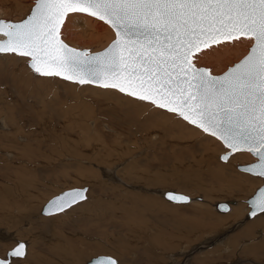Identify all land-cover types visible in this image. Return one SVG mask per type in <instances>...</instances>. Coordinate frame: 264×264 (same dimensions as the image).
I'll return each instance as SVG.
<instances>
[{"label":"rangeland","instance_id":"obj_1","mask_svg":"<svg viewBox=\"0 0 264 264\" xmlns=\"http://www.w3.org/2000/svg\"><path fill=\"white\" fill-rule=\"evenodd\" d=\"M32 1L0 0V6L8 10L20 7L25 12L33 5ZM21 11L5 18L18 20L25 16ZM107 28L115 36L112 29ZM106 38L111 41L114 37ZM106 38L82 48L101 50L110 42ZM26 72L32 78L20 77ZM95 87L59 77H40L27 66L26 58L0 55V258H5L6 251L21 240L26 244V255L11 258L9 264H69L73 258L71 253H68L69 261H65L53 255L55 252L47 249L45 243L52 242L55 250L63 251L60 237L72 240L80 235L84 239L75 241V248L83 254L76 264H86L96 255H110L118 264H264V229L261 225L250 226L257 215L246 219L245 213L244 217L234 219L231 208L236 204L228 212H219L214 206L230 199L238 200L241 212L245 208L249 210L246 198L264 179L258 177L263 180L252 192L230 187V184L242 175L253 176L238 170L237 161L242 159L236 154H249L252 160L248 163L255 157L247 151H238L222 161L220 154L229 149L215 137L166 110L132 100L117 90L107 89L108 94L116 97L105 98L104 94L91 89ZM161 113L172 118L161 117ZM172 123L199 130L201 136L189 141L196 144V149L186 150L185 139L163 130ZM200 138L204 144L198 143ZM205 143L217 147L219 155L206 160L199 147ZM79 144L85 150H81ZM84 176H93L96 184L92 187L72 181ZM16 182L24 186L16 188ZM84 186L87 187L86 200L50 216L40 213L53 195ZM164 189L178 191L192 199L199 196L201 200L197 203L200 204L169 202L160 195ZM35 191L40 194L38 200L21 199L17 204L12 201L31 192L38 195ZM225 191L233 195L224 198ZM136 199L139 201L136 210L141 218L114 211L134 207ZM145 203L158 210L145 209ZM82 218L92 221H80ZM87 237L90 243L86 242ZM165 242L172 246L169 250L164 248Z\"/></svg>","mask_w":264,"mask_h":264},{"label":"snow or ice","instance_id":"obj_2","mask_svg":"<svg viewBox=\"0 0 264 264\" xmlns=\"http://www.w3.org/2000/svg\"><path fill=\"white\" fill-rule=\"evenodd\" d=\"M78 15L112 29L114 39L103 51L80 50L62 39L66 21ZM242 41L250 44L247 54L222 74L198 66L206 51ZM8 54L26 58L40 77L114 89L166 110L220 140L229 154L257 157L243 170L264 177V0H33L21 21L0 19V55ZM86 191L63 193L44 214L86 200ZM167 199L189 200L173 193ZM249 203V215L264 213V188ZM25 249L18 242L7 255L25 257ZM98 264L118 261L101 258Z\"/></svg>","mask_w":264,"mask_h":264},{"label":"bare ground","instance_id":"obj_3","mask_svg":"<svg viewBox=\"0 0 264 264\" xmlns=\"http://www.w3.org/2000/svg\"><path fill=\"white\" fill-rule=\"evenodd\" d=\"M5 1V0H4ZM8 1V0H7ZM15 1V0H14ZM31 1V0H30ZM5 3V2H4ZM28 3V2H27ZM32 3H33V1H32ZM6 4V3H5ZM2 5H3V3H2ZM27 5V4H26ZM4 6V5H3ZM3 6H0V18H5V16H8V15H11L12 13H20V11H21V9L22 8H20V7H14V8H12V9H10V10H8L6 7H3ZM22 6H24V5H22ZM30 6V5H29ZM31 7V6H30ZM24 8V7H23ZM27 8V7H26ZM25 9V8H24ZM29 10H30V8H28ZM26 11L24 12V11H21V12H23L22 14L23 15H26V13H28L29 12V10H27V9H25ZM16 17V16H15ZM6 19V18H5ZM16 19V18H15ZM14 20V19H13ZM77 26V27H76ZM81 26V27H80ZM62 32H63V36H65L66 37V39H64L66 42H68V43H70L71 44V46H74V47H77V48H82L83 46H85L86 44L88 45H90V43H92V45H93V43H96V42H100V41H102L104 38H106V37H109V35H111V37L113 38L114 37V35H112V33L109 31V29L107 28V26L106 25H104V24H102L101 23V21H97L96 19H94V18H91V17H88V16H85V15H78V16H73L71 19H69V20H67L66 21V24H65V27L62 29ZM109 34V35H108ZM63 39V38H62ZM105 40H109L108 38H106ZM104 40V41H105ZM110 41V40H109ZM69 44V45H70ZM108 44V43H107ZM88 45V46H89ZM94 45H96V44H94ZM98 45V44H97ZM88 46H85V47H88ZM249 46H250V44H249V42L248 41H242V42H238V43H236L235 45H228V46H222V47H220V48H214L213 50H210V51H206L205 52V54L204 55H202L201 57H200V59H199V61H198V66H203V67H207V68H209L211 71H212V73L213 74H216V73H219V71H222V69H224L225 70V68L227 67V69L229 68V67H231V66H233L235 63L234 62H238L244 55H246L247 54V51H248V49H249ZM92 47V46H91ZM90 48V47H89ZM88 48V49H89ZM91 49V48H90ZM234 63V64H233ZM219 66H223L222 68H220V69H218V67ZM229 66V67H228ZM19 68H22V67H19ZM226 69V70H227ZM224 72V71H223ZM34 76V75H33ZM20 77H22L23 79L24 78H32V75L31 74H27V72H26V74H21V76ZM90 85H92V84H90ZM94 86H96V85H94ZM96 87H98V86H96ZM95 87V88H96ZM95 88H91V89H94V92L95 93H97V92H99V93H102V94H104L106 97L105 98H109V97H116V95H112V94H108V91H107V89H105V90H98V89H95ZM103 96V95H102ZM104 97V96H103ZM126 97V96H125ZM120 98V97H119ZM128 98H130V97H128ZM123 100V99H122ZM124 100H125V98H124ZM133 100V99H132ZM134 102V101H133ZM132 103V102H131ZM138 103V102H137ZM138 104H140V103H138ZM118 105V104H117ZM140 105H142V104H140ZM144 105V104H143ZM161 117H165L166 119L168 118V119H170V118H172V116H169V115H167V114H164V113H161ZM84 118V117H83ZM156 120H158L159 121V119H156ZM161 121H163V122H165L164 120H162V118H161ZM156 122V121H155ZM156 124V123H155ZM176 123H172L171 125H166V127H165V129H163L166 133H171L172 134V132H173V134L175 133L176 135H177V138H181V139H185L186 140V142H185V144H184V147L186 148V150L187 149H192V148H195L196 147V144H194V143H189V141L190 140H192V139H194L195 137H197V136H201V133L200 132H198V131H196L195 129H193L192 127L190 128V127H186L185 125H183L182 123H179L180 125H175ZM155 126V125H154ZM191 126V125H190ZM158 127V126H157ZM148 128H150V127H148ZM158 128H160V127H158ZM167 128L169 129V131H167ZM162 130V131H163ZM153 131V130H152ZM201 131V130H200ZM155 134V133H154ZM174 134V135H175ZM203 138H205V137H203ZM203 138H200L199 140H198V143H203ZM205 139H207V138H205ZM82 140H83V138H82ZM179 141V140H178ZM177 141V142H178ZM181 141V140H180ZM73 142H75V141H73ZM183 142V141H182ZM206 142H208V141H206ZM84 143V142H83ZM86 143V142H85ZM195 143H197V141L195 142ZM210 143H211V141H210ZM64 144H66V142L64 143ZM87 144V143H86ZM85 144V145H86ZM181 145H183L182 143H180ZM204 144V143H203ZM206 144V143H205ZM223 144V143H222ZM81 144H79V146H80ZM84 145V144H83ZM112 145V144H111ZM128 145V144H127ZM180 145V146H181ZM190 145H194L193 147H190ZM201 145V146H200ZM199 145V147L200 148H202V153L205 155V159L206 160H211V159H213L215 156H216V154H218V148L216 147L215 148V146H211L212 144H206V145H204V146H202V144H200ZM224 145V144H223ZM64 146V145H63ZM106 146V145H105ZM108 146V145H107ZM65 147V146H64ZM81 147H82V145H81ZM118 147V146H117ZM87 148V147H86ZM120 148V147H119ZM125 148V147H124ZM199 148V149H200ZM62 149V148H61ZM70 149H71V146H70ZM82 149H84V146L81 148V150ZM89 149V148H88ZM181 149V148H180ZM196 149V148H195ZM198 149V148H197ZM85 150V149H84ZM183 150V149H182ZM182 150H180V152L181 153H183L182 152ZM62 151H63V149H62ZM73 151H76V150H73ZM90 152H91V150H89ZM129 151V150H128ZM67 152V151H66ZM80 152V151H79ZM86 152V151H85ZM110 152V151H109ZM74 153V152H73ZM125 153H127V152H125ZM82 154V153H81ZM85 154V153H84ZM84 154H82V155H84ZM89 154V156H92V155H90V153H88ZM69 155V154H68ZM80 155V154H79ZM82 155H80V156H82ZM101 155V154H100ZM102 155H104V154H102ZM219 155V154H218ZM217 155V156H218ZM236 155H241V156H237V157H239V158H241L242 159V161H237V165L238 164H244V163H246V164H248V162L249 161H251L252 160V158L249 156V154H247V153H243V152H239L238 154H236ZM88 157V156H87ZM95 157V156H94ZM97 157L98 158H100L99 157V154L97 155ZM255 157V156H254ZM90 158H92V157H90ZM89 158V159H90ZM202 158V157H201ZM102 159H103V157H102ZM101 159V160H102ZM196 159V158H195ZM200 159V158H199ZM95 160V159H94ZM231 160V159H230ZM256 160V157L253 159V161H255ZM252 161V162H253ZM98 162V161H97ZM105 162V161H104ZM103 161H102V163H104ZM107 162V161H106ZM198 162V161H197ZM111 163V162H110ZM251 163V162H250ZM105 164V163H104ZM185 164V163H184ZM189 164V163H188ZM198 164V163H197ZM106 165V164H105ZM191 164H189V166H190ZM182 168V167H181ZM184 169V168H183ZM100 170V169H99ZM239 170V169H238ZM141 171V170H140ZM241 171V170H240ZM105 172V171H104ZM109 172V171H108ZM139 172V171H138ZM243 172H245V171H243ZM106 173V172H105ZM143 174V173H142ZM253 175V176H246V175H242L241 176V178H238L237 180H231V182L232 181H234L233 183H231L230 184V187H232V186H234V188L235 187H239L240 189H244V190H246V191H248V192H252V190L254 189V188H256L255 186L256 185H258L260 182H262L261 180H263V179H259V178H262V177H259V176H256V175H254V174H251V173H248V175ZM105 175V174H104ZM184 175V174H183ZM83 176V175H82ZM107 176V175H106ZM154 176V175H153ZM182 176V175H181ZM93 177V176H92ZM91 176H84V177H79L78 179H72V181L74 182V184H83V183H85V184H90L92 187H93V185L94 184H96L95 183V180L92 178ZM184 177V176H183ZM259 177V178H258ZM109 179V178H108ZM113 179V178H112ZM111 178H110V180H112ZM165 179V178H164ZM191 180V179H190ZM166 181V180H165ZM174 181V180H173ZM167 182V181H166ZM160 183V182H159ZM163 183H165V182H163ZM15 185V187L16 188H19V189H21L22 187L21 186H24L23 184H22V182H16V183H14ZM166 184V183H165ZM180 184V183H179ZM262 184H263V182H262ZM262 184H260V185H262ZM34 185V184H33ZM157 185V184H156ZM195 185H197V184H195ZM189 186V185H188ZM26 187V186H25ZM27 187H29V186H27ZM35 186H33V188H34ZM84 187H86V186H84ZM101 187V186H100ZM180 187V186H179ZM189 187H191V186H189ZM193 187V186H192ZM212 187H214V186H212ZM259 187V186H258ZM198 188V187H197ZM224 188V187H223ZM31 189V188H30ZM189 189V188H188ZM230 189V188H229ZM165 190V189H164ZM163 190V191H164ZM195 190H196V188H195ZM198 190V189H197ZM199 190H200V188H199ZM227 190V189H226ZM32 191V190H31ZM64 191V190H63ZM157 191V190H156ZM162 191V192H163ZM223 191V190H222ZM232 191V190H231ZM231 191H228L227 192V194H225L226 193V191L225 192H223V195L222 196H224V198L225 197H227V196H230V195H233V192H231ZM4 192V191H3ZM36 192V191H35ZM62 192V191H61ZM162 192L160 193V195L162 194ZM178 192V191H177ZM37 194H38V192H36ZM178 193H180V192H178ZM215 193H216V191H215ZM219 193V192H218ZM213 194V193H212ZM220 194V193H219ZM17 196V195H16ZM162 196V195H161ZM209 196V195H208ZM40 197V194H38V195H36V194H34L33 192H31V194L30 195H28V196H24V197H22V198H13L12 199V201L15 203V204H17L18 202H21L22 200L21 199H26L27 201L29 200V201H35V200H38V198ZM247 197V196H246ZM245 197V198H246ZM164 198V197H163ZM220 198H222V197H220ZM165 199V198H164ZM247 199V198H246ZM148 200V199H147ZM167 200V199H166ZM200 200H201V198H200ZM200 200H195L194 198L192 199L191 198V200L190 201H188L187 203H195L196 205L197 204H200V203H197V202H200ZM237 200V199H236ZM168 201V200H167ZM229 201H230V199H229ZM229 201H227L228 203H229ZM111 202V201H110ZM150 202V201H149ZM151 202H152V200H151ZM170 202V201H169ZM223 202H226V201H223ZM109 203V202H108ZM114 203V202H113ZM160 203V202H159ZM163 203V202H162ZM187 203H185V204H187ZM98 204V203H97ZM133 204H135L134 205V207H127L126 209H120V210H114V211H118L117 213H122V212H125L126 213V215H128L129 214V216L130 215H133L134 217V219H135V216L137 215V217H140V216H138V215H140V214H138L137 213V205H139V201L136 199V200H134V202H133ZM176 204H183V203H176ZM234 204H236V206H234V207H232L231 208V212H232V216L234 217V219H235V217L236 218H239L240 219V217H242L246 212H247V210H248V208H245V210L244 211H240V207H242V206H240V203H238V200H237V202L236 203H233V204H231L230 205V207L232 206V205H234ZM238 204V205H237ZM113 205V204H112ZM111 205V206H112ZM160 205H162L161 203H160ZM242 205V204H241ZM110 206V207H111ZM145 209H149V210H156V209H154V207H153V205H151L150 203H145ZM157 206H159V204L157 205ZM214 206H216V204H214ZM113 207V206H112ZM246 207H248V206H246ZM115 208H116V205H115ZM168 208V207H167ZM173 208V207H172ZM202 208V207H201ZM216 208V207H215ZM42 209V208H41ZM117 209H119V207L117 208ZM159 209H162V207H159ZM198 209V208H197ZM158 210V209H157ZM217 210V209H216ZM229 210H230V208H229ZM228 210V211H229ZM92 211V210H91ZM111 211H113V208H112V210ZM202 211V210H201ZM227 211V212H228ZM130 212H131V214H130ZM160 212V211H159ZM203 212V211H202ZM201 212V213H202ZM41 213V212H40ZM225 214V213H224ZM204 215V214H203ZM42 216H50V215H43L42 214ZM245 216V215H244ZM243 216V217H244ZM86 218V217H85ZM85 218H82L80 221H87V222H91L92 220L90 219V218H87V219H85ZM141 218V217H140ZM140 218H137L138 219V221L140 220ZM232 218H230V220H231ZM229 220V219H228ZM242 220V219H241ZM200 221V220H199ZM234 221V220H233ZM235 221H237V220H235ZM239 221V220H238ZM84 222H82V224L84 223ZM183 222H184V220H183ZM192 222V221H191ZM196 222V221H195ZM214 222H216V221H214ZM244 222V221H243ZM186 223V222H185ZM205 223V222H204ZM213 223V222H212ZM235 223V222H234ZM231 224H233V222L231 223ZM250 224V223H249ZM134 225H135V223H134ZM186 225V224H185ZM185 225H183L184 227H185ZM229 225V224H228ZM261 225V227L264 229V213H258L257 214V217L255 218V220L254 221H252V223L250 224V226L251 227H258V226H260ZM181 226V225H180ZM248 226V225H247ZM189 227V226H188ZM195 227V226H194ZM208 227V226H207ZM187 228V227H186ZM197 228V227H196ZM192 229H193V227H192ZM198 229V228H197ZM242 229H244V228H242ZM246 230V229H245ZM248 230H250V229H248ZM244 231V230H243ZM247 231V230H246ZM198 232V231H197ZM168 233V232H167ZM177 233V232H176ZM176 233H174L175 235H176ZM180 233V232H179ZM183 233V232H182ZM242 233V232H241ZM249 233V232H248ZM248 233H246V234H248ZM8 234V233H7ZM80 234V233H79ZM185 234V233H184ZM178 235V234H177ZM243 235V234H242ZM168 236H171V234H169ZM174 235H172V238H174L173 237ZM241 236V235H240ZM247 236V235H246ZM1 237V236H0ZM175 237H177V239H179V237L178 236H175ZM62 238H63V240H62ZM165 238H167V237H165ZM164 238V239H165ZM82 239H84V238H81L80 237V235H79V237H72V240H69V239H67V238H65V237H60V240H62L61 242L62 243H60L61 244V247L62 248H65L63 251H59L58 249L57 250H55L54 249V245L52 244V242L50 243L49 241L48 242H46L45 243V247L48 249V248H50V249H52V251H54L55 253L53 254V255H55L56 257H60V258H62V259H64L65 261H69V259H68V253H71L72 255H73V258H72V260L69 262V264H76V261L78 260V259H80L81 257H82V252L80 251L79 252V250L78 249H76L75 248V241H77V240H82ZM160 239V238H159ZM174 239H176V238H174ZM86 242L87 243H90V240H89V237H87L86 239ZM167 240V239H166ZM165 241V240H164ZM163 241V242H164ZM200 242V241H199ZM38 242L36 241L35 242V244H37ZM69 243H72V244H69ZM155 243V242H154ZM167 242H165V244H164V248H165V246H166V248H168V249H166V250H169V248L170 247H172V246H170L169 244H166ZM63 244V245H62ZM160 244V243H159ZM170 244H171V242H170ZM161 245V244H160ZM178 245H179V242H178ZM196 245V244H195ZM33 246H36V245H33ZM39 246V245H38ZM53 246V247H52ZM197 246H199V245H197ZM181 247H183V246H181ZM36 248V247H35ZM176 248V247H175ZM46 249V250H47ZM183 249V248H182ZM36 250H39V248L38 249H36ZM179 250V249H178ZM119 251V250H118ZM117 251V252H118ZM223 251V250H222ZM224 251H225V249H224ZM223 251V252H224ZM30 252H31V250H30ZM178 252V251H177ZM176 252V253H177ZM51 253V252H50ZM218 254H220V253H218ZM185 255H187L186 253H185ZM30 256V255H29ZM31 257H32V255H31ZM37 262V261H36ZM174 262V261H173ZM257 262V261H256ZM255 263V262H254ZM62 264V263H61ZM178 264V263H177ZM262 264V263H261Z\"/></svg>","mask_w":264,"mask_h":264},{"label":"water","instance_id":"obj_4","mask_svg":"<svg viewBox=\"0 0 264 264\" xmlns=\"http://www.w3.org/2000/svg\"><path fill=\"white\" fill-rule=\"evenodd\" d=\"M33 7V5L31 6V8ZM31 8H30V10H31ZM30 10H29V12L24 16V17H22V18H20V19H18V20H10V19H4V18H0V19H3V20H5L6 22H13V23H16V22H19V21H21L22 19H24V18H26V16L28 15V14H30ZM114 39V38H113ZM112 41V40H111ZM110 41V42H111ZM109 42V43H110ZM66 43V42H65ZM108 43V44H109ZM108 44L104 47V48H106L107 46H108ZM69 45V44H68ZM70 47H73V46H71V45H69ZM74 48H76V47H74ZM104 48H102L101 50H97V51H90V52H99V51H103L104 50ZM77 49H80V48H77ZM80 50H88L87 48H81ZM89 51V50H88ZM226 71V70H225ZM223 73V72H222ZM222 73H220V74H222ZM215 75H219V74H215ZM93 85V84H92ZM230 153V150L228 151V152H225V153H221L220 154V159H221V157H224V156H227V157H229L231 154H229ZM252 155V154H251ZM253 156V155H252ZM222 161H226V160H224V159H221ZM255 163H258V158L256 157V160L255 161H253V162H251V163H248V164H241V165H237V168L239 169V170H241V171H244L243 169L244 168H246V167H248V166H250V165H253V164H255ZM246 172V171H245ZM248 173H250V172H248ZM251 174H253V173H251ZM257 176V175H256ZM263 179H264V177H262ZM261 188H264V183L262 184V185H260L259 187H257L256 189H255V191L246 199V202H247V204H248V206H249V210L246 212V214H245V217H246V219H250V218H252L253 216H251V215H249V213H250V211L252 210V206H251V204L249 203V201H251V200H253V199H255V197L259 194V191H260V189ZM73 189H86L87 190V187H73V188H69V189H66V190H64V191H62V192H60V193H58V194H55V195H53L50 199H48L45 203H44V205L42 206V209H41V214H43V215H45L44 213H45V209L47 208V206H48V204H49V201H51V200H53L54 198H56V197H58V196H61L63 193H66V192H69V191H71V190H73ZM87 192V191H86ZM86 192H85V195H86ZM168 193H173V194H176V195H183V196H187L188 198H189V200L188 201H190L191 200V198L188 196V195H186V194H182V193H178V192H176V191H173V190H164L163 192H162V197H164L165 199H167V194ZM194 199L195 200H200V197L199 196H196V197H194ZM168 200V199H167ZM169 201V200H168ZM170 202H173V201H170ZM173 203H177V202H173ZM233 203H236V201L235 200H230L229 201V203L228 202H223V201H219V202H217L216 203V209H217V211H219V212H227L228 210H229V208H230V205L231 204H233ZM222 206H226V208H227V211H223L222 210ZM52 211V214H56L57 212H55V210H51ZM51 214V215H52ZM18 242H23V241H21V240H18L17 242H16V244L13 246V247H11V248H9L7 251H6V253H5V258H0V260H5L6 262H7V264H9L10 263V259L11 258H15V257H12V256H9V255H7V253H9L12 249H14L16 246H17V244H18ZM24 243V242H23ZM25 244V243H24ZM26 245V244H25ZM101 258H112V259H115V258H113L112 256H110V255H96V256H93V257H91L87 262H86V264H98V262L100 261V259ZM116 260V259H115Z\"/></svg>","mask_w":264,"mask_h":264}]
</instances>
